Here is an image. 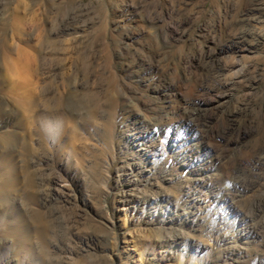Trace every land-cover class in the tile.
<instances>
[{"label": "rangeland", "instance_id": "obj_1", "mask_svg": "<svg viewBox=\"0 0 264 264\" xmlns=\"http://www.w3.org/2000/svg\"><path fill=\"white\" fill-rule=\"evenodd\" d=\"M0 74V264H264V0H0Z\"/></svg>", "mask_w": 264, "mask_h": 264}, {"label": "bare ground", "instance_id": "obj_2", "mask_svg": "<svg viewBox=\"0 0 264 264\" xmlns=\"http://www.w3.org/2000/svg\"><path fill=\"white\" fill-rule=\"evenodd\" d=\"M6 81L7 80H5V77L4 76H2L1 74H0V92L2 93L3 92V90H5L4 88L7 86V84H6ZM3 99V98H2ZM1 102H5V101H3V100H1V98H0V103ZM2 104V103H1ZM1 104H0V106H1ZM4 108V107H3ZM2 109V108H1ZM1 111H5L4 109L3 110H1ZM7 111V110H6ZM5 111V112H6ZM3 112H1V113H3ZM7 113H9V112H6V115H8ZM2 116V115H1ZM3 117H5L4 115H3ZM2 117V118H3ZM1 118V117H0ZM9 123H10V119H9V117L8 116H6V118H3L2 120L0 119V128H4V129H7V134H13L14 136H17L16 134L18 133H16V134H14V132H13V130H9L8 129V127L9 126H11V124L9 125ZM10 128V127H9ZM4 131V130H3ZM15 132H16V130H14ZM12 135V138H14V136ZM16 138V137H15ZM14 138V139H15ZM14 139H13V141H14ZM169 146H171V145H169ZM172 147V146H171ZM5 148V147H4ZM173 149L175 148V147H172ZM10 149H12V148H10ZM6 150V149H5ZM8 150V149H7ZM6 150V151H7ZM11 152V151H10ZM3 153V152H2ZM4 153H7V152H4ZM11 155V154H10ZM11 158V157H10ZM7 161V160H6ZM12 161V160H11ZM11 163V162H10ZM3 180V179H2Z\"/></svg>", "mask_w": 264, "mask_h": 264}]
</instances>
